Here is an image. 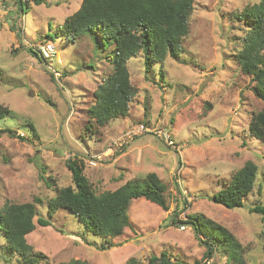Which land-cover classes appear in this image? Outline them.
Listing matches in <instances>:
<instances>
[{
  "label": "rangeland",
  "instance_id": "obj_1",
  "mask_svg": "<svg viewBox=\"0 0 264 264\" xmlns=\"http://www.w3.org/2000/svg\"><path fill=\"white\" fill-rule=\"evenodd\" d=\"M259 1L195 0L180 56L151 69L142 53L131 58L127 68L137 95L129 114L99 126L89 111L113 73L112 50L107 45L104 51L92 33L68 41L60 31L83 0H0V104L9 109L0 119V209L42 199L36 208L50 226L27 236L46 255L41 264H126L131 258L149 264L164 253L179 264H227L213 240L217 250L205 260L208 238L185 224L196 217L231 232L247 264H264V220L251 212L264 205V141L249 128L264 102L239 66L249 31L236 19ZM69 160L83 168L97 195L155 173L167 186L169 211L134 201L131 227L111 239L120 246L102 250L104 239L86 232L68 209L49 215L46 200L72 185ZM247 162L258 166V176L244 207L215 203ZM20 263L0 233V264Z\"/></svg>",
  "mask_w": 264,
  "mask_h": 264
},
{
  "label": "trees",
  "instance_id": "obj_2",
  "mask_svg": "<svg viewBox=\"0 0 264 264\" xmlns=\"http://www.w3.org/2000/svg\"><path fill=\"white\" fill-rule=\"evenodd\" d=\"M194 5L195 0H83L80 9L65 19L60 31L68 41H76L86 33H92L104 51L107 45L112 50L107 58L113 73L99 86L97 102L89 111V120L105 126L120 116H128L137 90L131 82L127 62L142 53L146 67L151 69L155 63L162 64L169 56L178 58L183 52V40L191 30L190 17ZM22 7L24 9V4ZM236 19L244 21L249 31L238 55L239 66L252 78V90L264 102V0L246 8ZM8 112L9 109L0 104V119ZM249 128L253 138L264 141V111L253 116ZM5 132L14 135L12 130ZM67 167L72 173V185L58 189L53 198L46 200L49 215L53 217L58 210L68 209L86 227V232L104 239L102 250L120 246L113 244L111 239L131 227L129 209L134 201L145 199L165 212L169 211L167 186L155 173L97 195L76 161L69 160ZM257 176L258 166L247 162L233 175L228 186L213 197L214 202L231 210L244 207L245 198L255 188ZM38 204H43V201L37 197L23 204L7 202L0 209V233L4 235L8 252L19 258L20 264H41L47 259L44 253L36 252L27 242V236L37 226H50L49 220L39 216ZM251 212L261 215L264 220V205H256ZM190 220L185 224H193L196 236L208 238V241H202L208 247L205 260L212 258L217 250L211 243L213 240L226 253L227 264H247L243 245L226 228L200 217ZM172 221L174 223L175 219ZM138 263L137 259L131 258L126 264ZM46 264L53 263L46 261ZM59 264L89 263L72 260ZM149 264L179 263L164 253L160 258H151Z\"/></svg>",
  "mask_w": 264,
  "mask_h": 264
},
{
  "label": "built area",
  "instance_id": "obj_3",
  "mask_svg": "<svg viewBox=\"0 0 264 264\" xmlns=\"http://www.w3.org/2000/svg\"><path fill=\"white\" fill-rule=\"evenodd\" d=\"M47 48L49 49V46H48ZM43 52H44L43 54H44V55H46V51H45V50H43ZM141 128H142V129H144V127H143V126H142ZM170 139H171V136H170V137H168V140H169L170 142H172V143H173V140H172V139L170 140Z\"/></svg>",
  "mask_w": 264,
  "mask_h": 264
}]
</instances>
